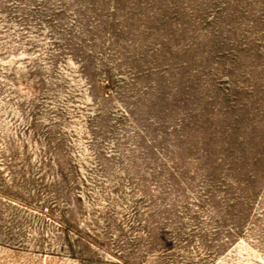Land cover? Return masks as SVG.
<instances>
[{
	"label": "rangeland",
	"instance_id": "1",
	"mask_svg": "<svg viewBox=\"0 0 264 264\" xmlns=\"http://www.w3.org/2000/svg\"><path fill=\"white\" fill-rule=\"evenodd\" d=\"M0 264H264V0H0Z\"/></svg>",
	"mask_w": 264,
	"mask_h": 264
}]
</instances>
